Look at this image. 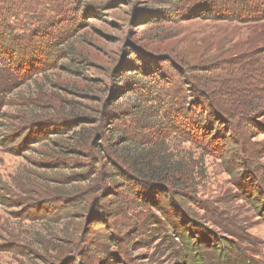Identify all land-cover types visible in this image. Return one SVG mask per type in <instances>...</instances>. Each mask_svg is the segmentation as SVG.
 I'll list each match as a JSON object with an SVG mask.
<instances>
[{"label": "rangeland", "instance_id": "obj_1", "mask_svg": "<svg viewBox=\"0 0 264 264\" xmlns=\"http://www.w3.org/2000/svg\"><path fill=\"white\" fill-rule=\"evenodd\" d=\"M24 1L80 8L68 15L80 27L60 45L56 65L41 57L43 65L24 75L0 61V264H264L262 111L241 120L224 117L230 134L220 136L226 139L188 140L185 126L168 135L163 156L166 164H176L173 174H187L182 187L142 181L139 157L145 159L136 155L132 165L138 164L134 178L141 195L128 210H102L98 191L92 197L97 206L87 199L84 209L72 207L69 217L55 214L67 208L65 201L82 196L89 182L77 176L97 167L103 140L124 128L114 115L127 110L134 95L118 98L117 91L138 66L157 62L174 76L171 60L179 64V57L187 58L184 76L207 81L221 98L230 99L233 90L239 102L234 97L229 104L264 99L262 56L251 62L258 70L254 74L237 71V64L230 70L192 69L201 66L197 59L217 54L215 61L223 63L232 52L245 50L240 47L251 27L173 17L185 0ZM79 55L83 63L81 57L74 60ZM101 115L107 121H97ZM102 134L105 139L93 144ZM87 136L88 146L72 151ZM181 233L199 246L196 258ZM216 243L229 247L227 257H220Z\"/></svg>", "mask_w": 264, "mask_h": 264}, {"label": "trees", "instance_id": "obj_2", "mask_svg": "<svg viewBox=\"0 0 264 264\" xmlns=\"http://www.w3.org/2000/svg\"><path fill=\"white\" fill-rule=\"evenodd\" d=\"M203 1L202 5L196 0H185L175 8L173 17L184 21L200 18L204 21L234 23L251 27L252 33L240 47L245 50L232 52L223 63L215 61L218 58L217 54L205 59H197L201 66L192 69L230 70L229 67L237 64V71L254 74L258 71L251 66V62L257 61L255 57L262 56L260 61L264 63V0ZM79 10L80 8L65 2L53 3L45 8L24 0H0V61L9 63L15 71L21 70L24 75L33 70L37 64L43 65L41 57L47 62L54 61L49 65H56V60L61 57L60 45L70 38L72 35L70 31L75 29V26L80 27L77 18L68 15L71 13L76 15ZM64 26H67L66 30L63 29ZM243 51V54H237ZM80 57L79 55L74 60L77 61ZM179 58V64L174 60L170 62L176 71L174 76L164 73L157 62L153 61L150 66L147 64L135 68L138 72L126 74L122 80L125 84H122L117 91L118 98L129 93L134 95V100L127 110L116 112L114 115V120L121 121L124 128L122 130L117 128L115 132H110V138L103 140L105 149L99 152L100 159L95 160L97 167H93L92 172L77 176L80 177L77 178L78 180L89 182L85 191H82V196L76 194L72 203L65 201L67 208L60 213L56 212V216L60 219L69 217L72 215V207L76 210L84 209L87 199H93V195L98 191L103 193L102 206H99L102 210H128L132 204L138 202L136 199L141 195L140 190H137V180L134 178L138 174V170L135 171L138 164L137 167L132 165L136 155L145 159L141 160L142 158L139 157V165L140 163L144 165V170L140 171L139 176L143 177L142 181L146 182L145 178L155 182L165 180L172 183L173 188L182 187L183 177L187 174L182 171L173 174L176 164H166L163 156L162 146L168 135L181 133V130L183 131L181 127L185 126L189 129L186 132L188 140L210 135L211 141L214 142L216 137L226 139L225 136H220L221 132L225 135L230 134L229 128L224 124L227 123L224 122V117L241 120L252 111H262L264 114V99L243 102L239 106L234 103L229 104L234 97V101L239 102L233 90L231 94L227 93L230 99H227L226 95L225 98H221L218 93H212L210 91L212 87H209L207 81V83L198 82L184 76L189 62L187 58ZM79 62L83 63L82 57ZM239 62L241 64H238ZM185 68L186 70H183ZM105 88L104 94L108 90L107 86ZM120 117L126 119V122L120 120ZM150 117L157 120L151 122ZM100 119H103V122L107 121L106 116H99L97 121ZM145 131L147 135L142 133L136 136V132ZM97 137L92 140L93 144H97L98 139H105L106 136L102 134ZM89 141H91L90 137L83 138L77 142L76 147L71 148L72 151L77 153L78 147L86 148ZM148 146L150 151L144 149ZM152 158L157 160L153 162ZM120 192L126 194L127 198H123ZM133 192H135L134 197ZM92 205L97 206L98 202L93 199ZM107 236L114 240L113 235L107 234ZM180 236L186 239L185 245L188 247L192 242L190 237H186L183 233ZM216 248L220 251V257L223 255L227 257V249H229L227 245L221 243V246ZM199 249V246L193 242L187 251L193 252L194 255L191 256L196 258Z\"/></svg>", "mask_w": 264, "mask_h": 264}]
</instances>
